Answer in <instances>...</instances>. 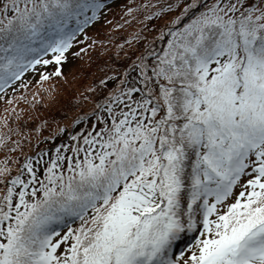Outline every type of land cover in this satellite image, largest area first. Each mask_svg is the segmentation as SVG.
<instances>
[{
    "label": "trees",
    "instance_id": "16d2710c",
    "mask_svg": "<svg viewBox=\"0 0 264 264\" xmlns=\"http://www.w3.org/2000/svg\"><path fill=\"white\" fill-rule=\"evenodd\" d=\"M8 1L9 5H7ZM10 1L0 0V10L2 9L0 11L2 24L0 38L6 43L19 45V52H22V56H30L33 52L46 47L47 40L54 36L51 31L58 30V28L68 29L71 22L78 23L83 19H89L88 14L98 12L101 4V0H57L58 3H54L53 0H39L40 23L31 25L29 23L33 19L37 22L34 15L30 17L31 14H34V8H31V14L26 20L23 18V22L19 20V10L27 11L26 8L29 7L31 0H14L11 4ZM116 1L114 0V2ZM122 2L118 3L121 8L124 7ZM43 3H47L44 6V9H47L46 12L42 11ZM115 5L116 3H112L106 11L115 8ZM222 8L226 15H216L217 18H213L211 23L202 27L199 30L200 33L194 30L192 33H184L180 39L189 48H193L196 51L195 54L199 56L207 55L220 45L224 46L223 56H225L228 49H234L235 44H242L238 56L242 53L245 60L252 59L257 54L260 55L261 49H264V26L257 25L254 20L264 17V0L226 1ZM14 12L18 13L14 15ZM193 14L195 15V13ZM246 14L249 15L248 20L242 17ZM194 15L189 19L195 17ZM232 15L235 17L234 25L237 28L247 29L245 34L240 35L236 32L228 34L223 29L222 26H226V17ZM107 21L111 23V20ZM31 26H35V28L32 30ZM258 28H260L258 35H255L254 30ZM229 37L231 38L228 39ZM165 40H167L166 37ZM87 46L89 45L87 44ZM11 47L12 45H9V48ZM30 49L32 50L30 51ZM155 49L160 51V48ZM4 55L5 50H0V78L4 77V73L10 69L8 62L3 59ZM230 55L231 50L227 53L226 60ZM178 57L175 64H173V60L167 64L163 63V69L158 73V76L153 70L147 72L148 76H142L138 64L136 67L130 68V63L127 60L119 59L115 63L119 66L114 69L118 73H115L114 76L112 74L110 77L108 75L105 78H99L102 81L95 83L99 88L96 98L99 104L98 108L92 113L83 115L82 119L74 124L72 131L68 132L66 127L62 126L59 131L52 134L51 138L40 141L43 142L42 145L49 143L51 149L48 150V153H39L43 155V159L37 161L38 167L40 165L42 169H46V172L53 173L56 170L64 172L53 182L54 189L52 188L51 191L44 190L40 184L29 186L26 189L23 195L27 199L32 195L30 206L35 208L24 220L23 232H16L17 227L22 225L21 220L18 223L12 222L13 234L17 239L16 247L21 252L18 257L15 255L14 261L0 262V264H24L30 260L32 250L36 248L32 240V230L40 223H48L54 227H67L79 223L66 254V264H103L105 255L94 259L101 249L108 253L112 248H117L116 245H121V241L128 237L130 231L137 232L148 223L151 211L153 213L158 210L165 211L171 200L174 201L172 202L174 205L169 204L172 206V213L176 212L181 217L179 219L182 220L184 227L196 218L187 208L192 202V185L198 180L202 171L200 141L196 137L206 129H209L210 133H217L221 127L228 124L236 131L243 130L245 110L240 111V89L237 87L232 73L225 80V93L217 97L218 100L235 104V109L230 107L229 109L236 112L225 114L209 108L201 99L197 98L212 89L213 82L218 75H214L212 81L202 87L199 76L192 69L195 64L192 55L180 50ZM224 58L220 59L219 64L224 63ZM158 59L159 55L153 56L148 60L147 65L153 61L158 62ZM228 71L229 69H223V72ZM164 72L175 75L169 80V83L165 81ZM125 74L127 75L126 81L120 89L122 85H118V83ZM134 88H137L136 91ZM114 89H116L115 96L110 99L105 98V92H111ZM151 89H155L156 99L149 94ZM169 91L170 93H168ZM123 93H125L124 96L121 95ZM193 94L196 97H192ZM135 96L139 99V108H135L132 102ZM167 99L170 112H166L163 107V101ZM65 101L66 106H70V110L74 111L77 108L75 100L66 99ZM259 101L264 105V96ZM57 114L58 111L54 116L57 117ZM66 118L68 115L62 117L60 121ZM142 118H144L143 122ZM136 126L137 128L138 126L146 127L145 140L133 141L134 139H130L132 136L130 130ZM81 127H85V130H82L84 136L78 138L79 142L76 146L80 149L81 155L78 157L76 154V160L80 159L83 167H86V162L91 160V157L99 156L98 158L101 159L109 138L112 137L116 140L113 143L115 150L123 153L124 156L132 153L135 145H140L139 150L148 149L150 145H153V149L149 150L150 155L145 164V166L148 165V169L144 168V173L131 171L129 179L125 183L121 177L119 188L106 197L103 184H106L107 179L100 177V171L85 168V171H81L83 173L79 174L76 168L68 169L69 165H73L71 163L74 162L75 155L72 145L69 146L68 143L73 140L75 132H81L78 130ZM247 128L249 130L250 126L247 125ZM202 140L205 141V138L202 137ZM86 148L87 153H85ZM66 154L70 156V161L64 169L60 170V165ZM129 156L121 158V161L124 162ZM93 163L98 166L100 161L96 160ZM116 164L118 165L120 162L115 160L114 165ZM130 164V161L122 163L125 167L124 170L128 169ZM49 166H52L53 169L50 170ZM109 170L111 173V169ZM36 181L39 182L38 179ZM55 192L59 194L52 195ZM24 202L22 205H26L24 211L26 212L31 208ZM86 208H88L87 211H85ZM133 208L139 209L141 214L135 213ZM260 214H264V193L256 197L255 200L249 201L238 215L231 216L229 219L232 224L229 227L231 229L233 225L236 232L248 230L263 220L264 217ZM2 220L9 224V217L6 219L1 217ZM109 225L116 234L114 241L105 240L109 231L106 228H109ZM124 227L125 229H123ZM5 228L7 227L5 226ZM98 242H100L99 249L96 254H93L92 249L98 248L96 244ZM104 243L110 246L106 247Z\"/></svg>",
    "mask_w": 264,
    "mask_h": 264
},
{
    "label": "rangeland",
    "instance_id": "374dc122",
    "mask_svg": "<svg viewBox=\"0 0 264 264\" xmlns=\"http://www.w3.org/2000/svg\"><path fill=\"white\" fill-rule=\"evenodd\" d=\"M120 2L124 7L121 8L118 5ZM215 2L212 0L205 6H203L204 0H120L115 2L116 7L102 13L96 24L88 30L79 43L77 41L74 46L67 45L63 49L54 48L44 57L43 63L37 69L30 71L31 73L23 80L20 78L13 88H8L9 91L0 98V205L7 195L10 176L19 168L23 158L35 150L38 141L43 137L51 138L52 132L58 131L60 126L70 130L82 115L92 113L98 107L96 98L99 88L95 83L102 81L99 78H105L108 75L110 77L112 74L114 76L118 73L114 69L119 66L115 64L119 59L127 60L130 68L138 64L142 76H148L147 72L150 70L155 71L158 76L163 69V63H169L177 58L173 54L176 50L174 47L189 49L187 45L177 40L175 42L179 46L171 43L165 45L166 41H161L163 37L170 30L172 35L179 34V36L193 29L199 31L210 21V18H213L215 11L220 12ZM192 15L195 17L184 20ZM242 17L249 19L248 14ZM107 20H111V23ZM234 20V16L226 17L224 29L226 28L229 33L234 30ZM257 21L264 24V17L257 18ZM0 27H2L1 22ZM154 45L162 49L158 51ZM169 45L172 54L162 51ZM155 55H159L158 62L153 61L147 65L148 60ZM54 56L64 61L59 73H51L45 80L37 77L35 74L38 70L55 69L53 67L55 63L51 60ZM45 61L51 62V66H45ZM103 66L105 68L102 69ZM126 76L125 74L118 83L122 85L119 86L120 89L124 86ZM164 77L169 83L173 74L164 72ZM142 86L145 85L142 84ZM115 91L116 89L106 97H114ZM106 93L107 91L105 95ZM149 94L156 99L155 89H151ZM121 95L124 96L125 93ZM66 99L75 100L78 108L75 111L70 110V106H66ZM163 105L165 111L170 112L168 99L163 101ZM57 111L58 114L55 117L54 114ZM66 115L68 118L60 121ZM78 130L81 132H75L73 140L68 143L69 146L72 145V151H75L74 162L71 163L73 165H69L68 169L76 168L77 171L84 172L85 168H99V165L93 163L97 158L87 161L86 167H83L80 159L76 160V154L78 157L81 155L76 145L79 142L78 138L84 136L82 130H85V127ZM130 134L133 141H136L144 137L145 132L133 129ZM137 148L138 146L136 150ZM110 152V155L105 156L107 162L113 160V154L116 151ZM121 155L117 157L120 158ZM256 166L257 162H252L249 158L241 167L235 193L225 200L211 199L215 202V213L211 217L212 225L207 230L206 236L220 228L221 214L228 211L229 207L231 208V205L238 200L239 194L247 190L249 181L259 176V173L255 171ZM67 236L70 237V234L61 233L54 238V244L58 245V250L53 257L55 264H64ZM11 252H17V250L12 249ZM260 258L255 259L256 264L264 262L260 261Z\"/></svg>",
    "mask_w": 264,
    "mask_h": 264
}]
</instances>
